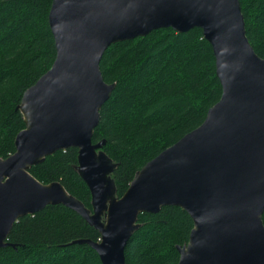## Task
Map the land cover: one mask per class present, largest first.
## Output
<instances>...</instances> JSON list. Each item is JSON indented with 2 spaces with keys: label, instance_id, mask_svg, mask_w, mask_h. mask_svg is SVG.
I'll use <instances>...</instances> for the list:
<instances>
[{
  "label": "water",
  "instance_id": "1",
  "mask_svg": "<svg viewBox=\"0 0 264 264\" xmlns=\"http://www.w3.org/2000/svg\"><path fill=\"white\" fill-rule=\"evenodd\" d=\"M48 23L54 61L23 92L18 109L25 127L14 153L0 158V247H15L7 236L20 217L62 204L100 233L99 241L69 244L90 245L102 264H126L138 215L178 206L193 226L187 243L176 247V264H264V58L246 36L239 0H52ZM194 27L212 47L220 98L117 197L116 163L102 149L104 139L92 142L115 86L102 77L101 57L112 43L155 29ZM69 147L77 148L75 170L90 191L91 209L59 181L42 183L29 172Z\"/></svg>",
  "mask_w": 264,
  "mask_h": 264
},
{
  "label": "trees",
  "instance_id": "2",
  "mask_svg": "<svg viewBox=\"0 0 264 264\" xmlns=\"http://www.w3.org/2000/svg\"><path fill=\"white\" fill-rule=\"evenodd\" d=\"M246 36L264 58V0H239ZM52 0H0V158L15 151L16 134L25 127L18 109L23 92L52 65L54 39L48 23ZM102 77L115 83L99 111L92 142L105 140L104 152L116 163L111 177L120 197L135 173L205 119L220 98L212 47L202 30H152L145 36L112 43L99 62ZM77 148L48 155L29 172L40 182L59 181L91 209L90 191L75 170ZM264 222V212L262 214ZM139 227L125 250L126 264H176L177 246L188 241L193 222L178 206L138 215ZM100 233L62 205L20 217L0 247V264H102L87 244Z\"/></svg>",
  "mask_w": 264,
  "mask_h": 264
},
{
  "label": "bare ground",
  "instance_id": "3",
  "mask_svg": "<svg viewBox=\"0 0 264 264\" xmlns=\"http://www.w3.org/2000/svg\"><path fill=\"white\" fill-rule=\"evenodd\" d=\"M157 197H159V195H156V196H153V197H146V199H147V201H148V200H150V199H151V200L156 199Z\"/></svg>",
  "mask_w": 264,
  "mask_h": 264
},
{
  "label": "rangeland",
  "instance_id": "4",
  "mask_svg": "<svg viewBox=\"0 0 264 264\" xmlns=\"http://www.w3.org/2000/svg\"><path fill=\"white\" fill-rule=\"evenodd\" d=\"M102 218L104 219V216Z\"/></svg>",
  "mask_w": 264,
  "mask_h": 264
}]
</instances>
